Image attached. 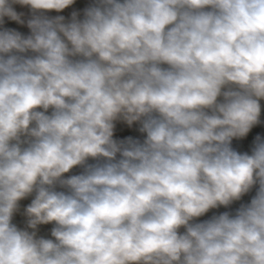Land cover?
I'll list each match as a JSON object with an SVG mask.
<instances>
[{
  "label": "clouds",
  "instance_id": "9594fccd",
  "mask_svg": "<svg viewBox=\"0 0 264 264\" xmlns=\"http://www.w3.org/2000/svg\"><path fill=\"white\" fill-rule=\"evenodd\" d=\"M75 2L0 0V264H264V0Z\"/></svg>",
  "mask_w": 264,
  "mask_h": 264
},
{
  "label": "bare ground",
  "instance_id": "6f19581e",
  "mask_svg": "<svg viewBox=\"0 0 264 264\" xmlns=\"http://www.w3.org/2000/svg\"><path fill=\"white\" fill-rule=\"evenodd\" d=\"M80 6V5H79ZM15 8L17 7V5H15L14 6ZM81 7V6H80ZM86 8V7H85ZM17 9V8H16ZM67 10V9H66ZM66 10H63L62 12H60V13H57V12H55V14L56 15H63V16H65V18H66V20H68V19H70V16L71 15H69V13L68 12H66ZM23 12V13H25V11H24V9L21 7L20 9H19V11L18 12ZM54 15V14H53ZM52 16V15H51ZM55 16V15H54ZM26 25V24H25ZM24 26V25H23ZM4 27H7V28H13V29H15V30H17V31H19V32H21V33H23V27L20 25V24H18V23H16L15 21H10V20H8V18H5V24H4ZM25 29V28H24ZM28 29V28H27ZM26 36V35H25ZM261 103V102H260ZM260 119H261V123L260 124H258V125H256V126H254L253 128H252V130L249 132V134L245 137V138H243V139H240V140H234V141H236V143H237V145H238V143H239V145L241 146V149L242 150H240V151H243V152H249L250 153V150H251V147H252V144H253V141H254V139H255V137H256V135H260V134H262V133H264V131H262V130H264V100H262V103H261V117H260ZM138 127H139V125H137V124H134L131 128H129L126 124H124V123H122V122H117L116 123V128H115V132H114V138H116V139H123V138H125V137H127V136H132L133 138H138V139H140V140H143L144 139V136H145V134H142V133H140L139 131H138ZM239 146V147H240ZM238 150H239V148H238ZM94 161H92V160H89V163H93ZM72 174H77V172H76V169L74 168L70 173H68V174H65L66 176H68V175H72ZM255 194V188L249 193V194H247L248 195V199L247 200H245V202H243V197H242V199H241V201H237V203H238V207L240 206V204L241 203H248V202H250V199H251V197L253 196ZM33 197H31V199H32ZM27 200H29V199H27ZM25 203V202H24ZM30 204V203H29ZM26 205H28V204H26ZM23 208V207H22ZM24 210V209H23ZM22 210V211H23ZM222 212H224V210L222 209V207H219V208H217V209H211L208 213V215H209V218H211V216L212 215H218V214H220V213H222ZM234 212H235V210H233V214H234ZM21 212H20V210H19V213L18 214H20ZM23 215V214H22ZM20 216V215H19ZM24 217V216H23ZM18 219V218H17ZM15 220H16V218H15ZM22 220V219H21ZM24 220H25V218H24ZM14 221V220H13ZM18 221V220H17ZM198 221V220H197ZM16 222V221H15ZM17 223V222H16ZM23 223V222H22ZM22 223H21V225H22ZM18 224V223H17ZM26 225V224H25ZM54 225L52 224L51 226H50V234H51V229H52V227H53ZM21 228V227H20ZM49 234V235H50ZM40 236V235H39ZM45 236V235H44Z\"/></svg>",
  "mask_w": 264,
  "mask_h": 264
},
{
  "label": "rangeland",
  "instance_id": "374dc122",
  "mask_svg": "<svg viewBox=\"0 0 264 264\" xmlns=\"http://www.w3.org/2000/svg\"><path fill=\"white\" fill-rule=\"evenodd\" d=\"M94 2V0H76V2L73 4V5H71L70 7H68V8H66L65 10H66V12H68L69 13V15H71V13L73 12V11H77V12H79L80 14H81V18H82V16H83V10L85 9V7H88L90 4H92ZM81 7H80V6ZM23 8L24 9V11H25V19H27L29 16H30V9L27 7V6H20V5H17V9H16V11L18 12L19 11V9L20 8ZM21 12V11H20ZM47 15H49V16H53L54 17V15L56 16V14H55V12L54 11H51V12H48V13H46ZM54 14V15H53ZM22 27H23V35H29L30 34V30L29 29H27V26L26 25H21ZM25 28V29H24ZM261 103H262V101H261ZM262 131H264V130H262ZM260 136L261 137H264V133H262V134H260ZM235 140V139H234ZM233 140V144H232V146L237 150V151H239V152H243V151H240V150H242L241 149V146L239 145V143H238V145H237V143H236V141H234ZM240 146V147H239ZM238 148H239V150H238ZM251 151V150H250ZM94 163V162H93ZM76 169V172H77V174H79L81 171H82V169L81 168H79V167H76L75 168ZM27 199H29V200H27ZM248 199V195L246 194L244 197H243V202H245V200H247ZM25 202V203H24ZM20 214H18L19 213V211L14 215V217H13V223L14 224H16L18 227H21V228H24L25 227V224H26V216L24 215V210L23 209H25L26 207H27V205L26 204H29V203H31V196L30 197H28V198H26V199H24V200H21L20 202ZM23 207V208H22ZM222 207V209L224 210V212L225 211H229V212H233V210H236L237 208H238V203L237 202H234L231 206H229L228 208H225V207H223V206H221ZM23 210V211H22ZM23 214V215H22ZM209 213H206L203 217H200V218H197V222H199V221H203V220H206V219H209V215H208ZM20 215V216H19ZM24 216V217H23ZM15 218H16V220H15ZM18 218V219H17ZM24 218H25V220H24ZM22 219V220H21ZM18 220V221H17ZM18 223H16V222ZM23 222V223H22ZM21 223H22V225H21ZM52 224H47V225H40V226H38V235H40V236H43V237H45V238H52L51 237V234H50V226H51ZM180 231L181 232H183L184 230L183 229H180ZM50 234V235H49ZM45 235V236H44Z\"/></svg>",
  "mask_w": 264,
  "mask_h": 264
}]
</instances>
